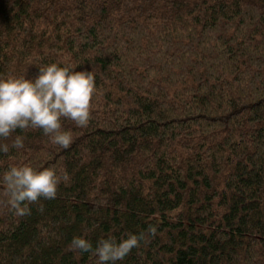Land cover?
<instances>
[{
  "label": "trees",
  "instance_id": "obj_1",
  "mask_svg": "<svg viewBox=\"0 0 264 264\" xmlns=\"http://www.w3.org/2000/svg\"><path fill=\"white\" fill-rule=\"evenodd\" d=\"M51 62L94 70L90 118L0 153L61 176L22 217L0 186V264H97L74 235L130 232L116 264H264V0H0V76Z\"/></svg>",
  "mask_w": 264,
  "mask_h": 264
},
{
  "label": "clouds",
  "instance_id": "obj_2",
  "mask_svg": "<svg viewBox=\"0 0 264 264\" xmlns=\"http://www.w3.org/2000/svg\"><path fill=\"white\" fill-rule=\"evenodd\" d=\"M71 63L51 62L38 66V74L9 73L0 76V153L10 148L25 147V138L17 129H40L53 144L68 148L72 143L70 130L62 128L69 119L86 126L90 118L91 99L95 92L94 70H76ZM11 137L10 142H5ZM61 183L57 170L36 168L29 163L11 164L0 177V186L7 194L9 210L16 216L31 214L30 204L53 199ZM148 233L155 228L149 226ZM144 232L127 233L117 239L112 235L99 238L95 246L85 235H74L70 251L91 252L97 264H116L145 239Z\"/></svg>",
  "mask_w": 264,
  "mask_h": 264
}]
</instances>
